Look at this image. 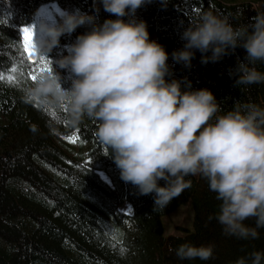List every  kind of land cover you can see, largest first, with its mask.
I'll return each mask as SVG.
<instances>
[{
  "label": "trees",
  "instance_id": "16d2710c",
  "mask_svg": "<svg viewBox=\"0 0 264 264\" xmlns=\"http://www.w3.org/2000/svg\"><path fill=\"white\" fill-rule=\"evenodd\" d=\"M53 2L63 10L95 15L97 23L115 19L102 6L97 12L95 0H0V73L16 77L14 83L0 80V264H236L253 251L264 252V229L258 230L260 236L255 240L223 233L215 219L221 202L205 179L187 177L191 188L165 209L155 210L154 194L139 195L136 187L120 179L112 158L102 154L104 149L94 135L96 122L85 119L69 133L61 110L22 101L23 88L32 82L30 73H41L27 59L21 29L35 20L42 5ZM209 11L239 27L264 12V0H169L166 6L161 0H151L135 15L169 53L168 79L182 81L186 90L189 83L192 90L210 89L220 104L217 115L231 111L237 103L264 107V83H235L234 69L246 57L242 47L207 64L201 62L199 50L190 65L172 59L173 51L184 46L183 31ZM88 30L90 26L84 25L62 36L59 47L49 55L54 59L67 55L64 46ZM44 57L61 74L64 86L70 87L68 70L54 68L52 59ZM14 67L15 73L11 71ZM256 67L264 72V63L257 62ZM57 135H78L83 155H68L54 142ZM114 187L123 200L133 204V214L112 200ZM190 200L194 230L183 236L166 235L162 217ZM245 223L254 226L255 221ZM183 243L212 245L213 258L180 260L175 249Z\"/></svg>",
  "mask_w": 264,
  "mask_h": 264
},
{
  "label": "clouds",
  "instance_id": "9594fccd",
  "mask_svg": "<svg viewBox=\"0 0 264 264\" xmlns=\"http://www.w3.org/2000/svg\"><path fill=\"white\" fill-rule=\"evenodd\" d=\"M95 2L97 12L102 6L115 19L97 23L95 15L79 9L63 10L59 21L37 14L32 24L36 53L50 57L54 68L68 70L71 86H64L56 69L43 72L23 88L22 101L61 110L73 128L85 119L96 122L102 154L112 158L120 179L139 195L154 194L155 210L191 188L187 177L198 176L221 202L215 219L223 233L258 239L264 229V107L237 103L217 115L220 104L210 89L192 90L189 83L186 90L182 81L168 79L169 53L150 39L147 23L135 15L151 0ZM251 19L234 27L226 17L203 13L183 31L184 46L172 59L190 65L199 50L207 64L242 47L246 57L234 69L236 85L264 83V72L256 67L264 63V12ZM84 25L90 30L64 46L67 55H49L62 36ZM249 219L254 226L245 223ZM213 254L212 245L183 243L175 249L180 260L208 261ZM236 264H264V252L253 251Z\"/></svg>",
  "mask_w": 264,
  "mask_h": 264
},
{
  "label": "rangeland",
  "instance_id": "374dc122",
  "mask_svg": "<svg viewBox=\"0 0 264 264\" xmlns=\"http://www.w3.org/2000/svg\"><path fill=\"white\" fill-rule=\"evenodd\" d=\"M40 14L48 17L50 20L55 19L59 21L62 16L63 8H61L57 3H47L41 6V8L38 10ZM38 19V16H36L35 20L27 25L28 27H32V24H34ZM157 37L156 34H151L150 39H155ZM76 129L71 127L69 124H67V132L73 133V131ZM71 137V136H70ZM54 142L62 147L64 150L70 155L71 157H80L83 155L84 150H81L79 144L77 142L73 143L70 140L66 139V137L62 135H57L53 137ZM103 175L104 172H103ZM106 178H108L111 182V178L108 175H105ZM113 197L112 200L116 201L117 204L125 210V212H128L130 214H133L134 212V206L131 202L123 200L122 193L118 189V187H114L113 191L110 193ZM194 207L192 200L189 202L182 204L177 209H174V211L164 215L162 217V224L164 226V231L166 235H182L187 232V230H194Z\"/></svg>",
  "mask_w": 264,
  "mask_h": 264
},
{
  "label": "snow or ice",
  "instance_id": "6c2138e0",
  "mask_svg": "<svg viewBox=\"0 0 264 264\" xmlns=\"http://www.w3.org/2000/svg\"><path fill=\"white\" fill-rule=\"evenodd\" d=\"M21 32H22V41H23L22 47L24 52L27 54V59L29 61H32L34 64H37L39 73L52 71L51 61L44 56H37L35 46L33 43L34 35H35L34 27L25 26L21 29ZM11 71L15 73L17 69L14 67L11 69ZM30 76L33 81L38 78L37 73H30ZM5 79L9 83L16 82V77L14 75L4 76L3 73H0V80H5ZM66 139L75 143L79 140V136L77 135V136L66 137ZM123 251L124 249H121V252Z\"/></svg>",
  "mask_w": 264,
  "mask_h": 264
}]
</instances>
